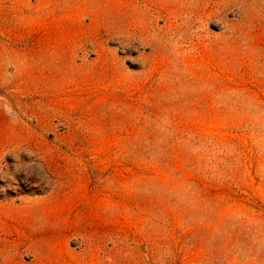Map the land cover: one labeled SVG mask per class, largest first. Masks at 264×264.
<instances>
[{
    "label": "rangeland",
    "instance_id": "rangeland-1",
    "mask_svg": "<svg viewBox=\"0 0 264 264\" xmlns=\"http://www.w3.org/2000/svg\"><path fill=\"white\" fill-rule=\"evenodd\" d=\"M0 264H264V0H0Z\"/></svg>",
    "mask_w": 264,
    "mask_h": 264
}]
</instances>
